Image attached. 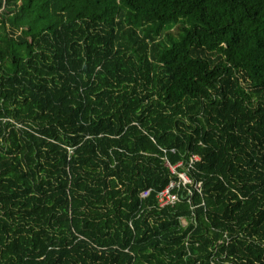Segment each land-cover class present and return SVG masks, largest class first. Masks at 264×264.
Instances as JSON below:
<instances>
[{
    "label": "trees",
    "instance_id": "16d2710c",
    "mask_svg": "<svg viewBox=\"0 0 264 264\" xmlns=\"http://www.w3.org/2000/svg\"><path fill=\"white\" fill-rule=\"evenodd\" d=\"M0 264H264V0H0Z\"/></svg>",
    "mask_w": 264,
    "mask_h": 264
},
{
    "label": "built area",
    "instance_id": "2783aa9c",
    "mask_svg": "<svg viewBox=\"0 0 264 264\" xmlns=\"http://www.w3.org/2000/svg\"><path fill=\"white\" fill-rule=\"evenodd\" d=\"M199 159V156L190 158L188 163L184 165L185 169L183 171L178 170V167L182 165L181 162L177 165H171L168 160L165 161L171 173L177 176V180H172L165 188L157 192L156 197L160 208L175 205L181 200L182 196L187 198L188 202L191 203L194 192L197 191L201 193L202 183L194 182L188 173L193 162ZM181 190L182 192L180 193ZM152 192V188H146L141 191L140 198L146 200L151 196Z\"/></svg>",
    "mask_w": 264,
    "mask_h": 264
},
{
    "label": "rangeland",
    "instance_id": "374dc122",
    "mask_svg": "<svg viewBox=\"0 0 264 264\" xmlns=\"http://www.w3.org/2000/svg\"><path fill=\"white\" fill-rule=\"evenodd\" d=\"M183 224H186V221L185 220H183Z\"/></svg>",
    "mask_w": 264,
    "mask_h": 264
},
{
    "label": "bare ground",
    "instance_id": "6f19581e",
    "mask_svg": "<svg viewBox=\"0 0 264 264\" xmlns=\"http://www.w3.org/2000/svg\"><path fill=\"white\" fill-rule=\"evenodd\" d=\"M185 225V224H184Z\"/></svg>",
    "mask_w": 264,
    "mask_h": 264
}]
</instances>
